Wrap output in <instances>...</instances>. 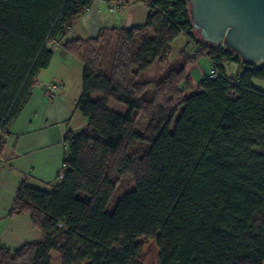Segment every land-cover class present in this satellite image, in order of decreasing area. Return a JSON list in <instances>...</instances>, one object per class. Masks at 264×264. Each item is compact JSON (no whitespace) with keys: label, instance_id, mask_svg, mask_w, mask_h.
<instances>
[{"label":"trees","instance_id":"1","mask_svg":"<svg viewBox=\"0 0 264 264\" xmlns=\"http://www.w3.org/2000/svg\"><path fill=\"white\" fill-rule=\"evenodd\" d=\"M106 1L144 4L145 22L60 43L82 64L77 108L86 126L63 137L56 187L18 186L7 215H28L40 239L18 249L0 242V264H51L52 252L58 264H135L146 241L157 264H264V91L251 84L264 81V63L195 38L186 0ZM93 2L0 0V147L52 45ZM179 35L193 51L168 62ZM200 58L216 76L184 97L187 68ZM155 61L164 73L137 81ZM223 63L240 73L226 77ZM133 113L149 117L142 133ZM123 177L134 188L107 213Z\"/></svg>","mask_w":264,"mask_h":264},{"label":"crops","instance_id":"2","mask_svg":"<svg viewBox=\"0 0 264 264\" xmlns=\"http://www.w3.org/2000/svg\"><path fill=\"white\" fill-rule=\"evenodd\" d=\"M101 3L94 0L80 17L96 22L104 15V9L115 16L107 23L103 20L104 25L88 38H94L100 29H129L142 25L148 14L144 4H129L110 13L106 0ZM51 49L50 65L36 74L31 95L7 128L0 147V242L11 249L40 239V233L32 226L28 215H7L18 186L24 183L45 191L56 187L60 183L59 171L65 155L63 137L67 132L78 133L86 126V119L77 108L82 64H78L76 61L79 60L64 51L61 45ZM191 72L202 78L212 75L206 58L198 59L187 68L189 78ZM48 85L56 86L55 90L49 92Z\"/></svg>","mask_w":264,"mask_h":264},{"label":"water","instance_id":"3","mask_svg":"<svg viewBox=\"0 0 264 264\" xmlns=\"http://www.w3.org/2000/svg\"><path fill=\"white\" fill-rule=\"evenodd\" d=\"M200 38L251 64L264 63V0H186Z\"/></svg>","mask_w":264,"mask_h":264},{"label":"rangeland","instance_id":"4","mask_svg":"<svg viewBox=\"0 0 264 264\" xmlns=\"http://www.w3.org/2000/svg\"><path fill=\"white\" fill-rule=\"evenodd\" d=\"M102 1L103 0H99L100 3ZM113 16H115V15L108 14L104 9V15H102L99 20H96V22L92 18H91V20H88L87 17H80V19H78V22L76 24L71 25V29L61 39V42L56 41L52 45V48H57L60 45V43L66 41V40H71V39H75V38H88V37L94 36L96 29L99 28L100 26L104 25L103 20H105L107 23L108 19L112 18ZM194 37L195 38L199 37L198 33H196L195 31H194ZM183 49H186L188 52L193 51V47L191 45L186 47V37L183 35H179L171 43V50L172 51L168 57V62L174 61L177 58L178 54ZM110 60H111V55L110 54L106 55L104 58V61H103L105 68H108V66L110 64ZM76 62H78V64L81 65V63L79 61H76ZM168 62H165L164 65L169 64ZM222 66L224 68L226 77H228L230 79L234 78L241 71V66L239 64H236V63H223ZM164 71H165V68H163V66H161L158 61H155L145 72H143L139 75V78L137 79V81L144 82V81L156 80L164 73ZM201 79H202V76H198V75H196L195 72H191V74H190V86L185 87L186 89H185L183 96L188 97L189 95L197 92V87H198V84L201 81ZM251 84L254 88H256L260 91H264V81L254 79V80H252ZM181 89H182V86H181ZM99 98L100 97L97 94L92 96V100H97ZM107 108L110 109L111 111H113L117 114H121V115L125 114L127 111L126 107L123 104L118 103L114 100H109L107 102ZM178 114L179 113L177 112L175 117H174L173 122L178 117ZM133 117L135 118L137 132L142 133L143 130L145 129L146 125L149 122V117H147L144 114L135 115L134 113H133ZM172 130H173V124L169 128V131H172ZM133 188H134V186L130 182V180L127 177H123L121 179L118 187L116 188L115 192L111 196V198H110V200H109V202L105 208V211L107 213H111L115 204L119 200V198L124 193L132 191ZM157 256H158V250L155 246V243L153 241L143 242L142 247H141L140 252H139V257H138L137 261L135 262V264H157ZM51 257H52V263L51 264H58L56 253L52 252Z\"/></svg>","mask_w":264,"mask_h":264},{"label":"built area","instance_id":"5","mask_svg":"<svg viewBox=\"0 0 264 264\" xmlns=\"http://www.w3.org/2000/svg\"><path fill=\"white\" fill-rule=\"evenodd\" d=\"M106 6H107V10L110 13H114L117 12L119 9H121V7H123L121 4L116 3V2H107L106 1ZM216 74L212 72V75L210 77H215ZM56 86L54 85H48L47 86V90L49 92H53L55 90Z\"/></svg>","mask_w":264,"mask_h":264}]
</instances>
